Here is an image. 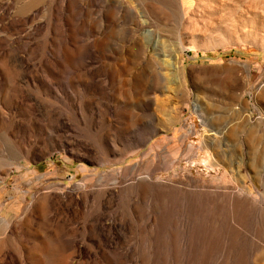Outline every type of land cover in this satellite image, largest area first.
I'll list each match as a JSON object with an SVG mask.
<instances>
[{"label": "rangeland", "instance_id": "1", "mask_svg": "<svg viewBox=\"0 0 264 264\" xmlns=\"http://www.w3.org/2000/svg\"><path fill=\"white\" fill-rule=\"evenodd\" d=\"M0 264H264V0H0Z\"/></svg>", "mask_w": 264, "mask_h": 264}]
</instances>
